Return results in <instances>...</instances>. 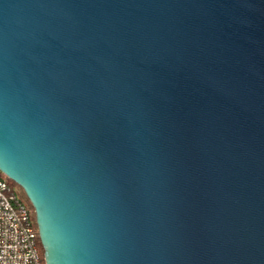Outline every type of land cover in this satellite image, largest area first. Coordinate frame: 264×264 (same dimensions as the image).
I'll list each match as a JSON object with an SVG mask.
<instances>
[{
  "label": "water",
  "instance_id": "95a60500",
  "mask_svg": "<svg viewBox=\"0 0 264 264\" xmlns=\"http://www.w3.org/2000/svg\"><path fill=\"white\" fill-rule=\"evenodd\" d=\"M0 173L45 264H264V0H0Z\"/></svg>",
  "mask_w": 264,
  "mask_h": 264
},
{
  "label": "built area",
  "instance_id": "2783aa9c",
  "mask_svg": "<svg viewBox=\"0 0 264 264\" xmlns=\"http://www.w3.org/2000/svg\"><path fill=\"white\" fill-rule=\"evenodd\" d=\"M9 181L0 175V264H45L31 211Z\"/></svg>",
  "mask_w": 264,
  "mask_h": 264
},
{
  "label": "trees",
  "instance_id": "16d2710c",
  "mask_svg": "<svg viewBox=\"0 0 264 264\" xmlns=\"http://www.w3.org/2000/svg\"><path fill=\"white\" fill-rule=\"evenodd\" d=\"M9 183L11 184V186H13L14 188L17 189V192H18L19 197L27 202V206L29 207V209L31 211L32 219L34 220V223H35V213H34V210H33L32 206H31L29 200L27 199L24 191L18 185H16L15 183H13L11 181H9ZM35 225H36V223H35ZM40 249H41V254L43 256L44 252H43V248L41 246V243H40Z\"/></svg>",
  "mask_w": 264,
  "mask_h": 264
},
{
  "label": "rangeland",
  "instance_id": "374dc122",
  "mask_svg": "<svg viewBox=\"0 0 264 264\" xmlns=\"http://www.w3.org/2000/svg\"><path fill=\"white\" fill-rule=\"evenodd\" d=\"M2 176H4V175H2ZM5 177V176H4ZM16 189V188H15ZM16 193H17V195H18V192H17V189H16ZM18 197H19V195H18ZM20 198V197H19ZM21 199V198H20ZM26 205H27V202L25 201V200H23V199H21Z\"/></svg>",
  "mask_w": 264,
  "mask_h": 264
}]
</instances>
